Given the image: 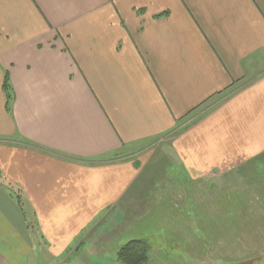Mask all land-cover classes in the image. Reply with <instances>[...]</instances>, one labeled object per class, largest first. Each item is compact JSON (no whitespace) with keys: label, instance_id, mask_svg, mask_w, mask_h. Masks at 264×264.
<instances>
[{"label":"crops","instance_id":"obj_1","mask_svg":"<svg viewBox=\"0 0 264 264\" xmlns=\"http://www.w3.org/2000/svg\"><path fill=\"white\" fill-rule=\"evenodd\" d=\"M156 182L264 198V0H0V264H117Z\"/></svg>","mask_w":264,"mask_h":264},{"label":"rangeland","instance_id":"obj_2","mask_svg":"<svg viewBox=\"0 0 264 264\" xmlns=\"http://www.w3.org/2000/svg\"><path fill=\"white\" fill-rule=\"evenodd\" d=\"M236 87L231 86L222 93L226 95ZM170 168L171 164L164 162L162 172L170 174ZM169 180L170 177H165L162 182ZM179 186H174V190H179ZM153 187L155 194L143 196L152 195L151 199L148 202L139 201L137 207L122 211V218L117 224L115 218L118 211L109 212L106 231L95 235L98 242L96 248L113 250L114 242L119 244V248L129 239L141 238L148 244L150 264H264V198L258 203L255 199H244L232 190L219 191L218 194L206 195L201 203L203 211H192L196 210L198 188V183L194 182L190 193L182 195L184 199L193 197L186 212L184 208V211L180 210L179 205L186 202L177 197L176 191L163 190L169 187L165 186V182L162 185L156 182ZM246 201L262 211L242 210ZM145 204L149 211L141 210ZM25 210L29 211L28 206ZM180 214L184 219L187 216L188 224L180 223ZM31 224L33 231L40 235L38 223L32 221ZM41 243L46 244L44 240ZM50 247L53 249L52 244ZM67 250L66 245L62 251L65 254ZM32 261L34 264H52L43 257L40 245H35Z\"/></svg>","mask_w":264,"mask_h":264},{"label":"trees","instance_id":"obj_3","mask_svg":"<svg viewBox=\"0 0 264 264\" xmlns=\"http://www.w3.org/2000/svg\"><path fill=\"white\" fill-rule=\"evenodd\" d=\"M159 16V15H156ZM2 90L5 95V107L9 112L13 99V90L9 82L8 73H4ZM17 202L21 205L22 201L16 191H13ZM148 244L141 238H133L123 243L116 252L117 264H150Z\"/></svg>","mask_w":264,"mask_h":264}]
</instances>
